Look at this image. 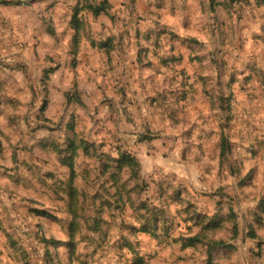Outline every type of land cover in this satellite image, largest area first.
Returning a JSON list of instances; mask_svg holds the SVG:
<instances>
[{"label":"rangeland","instance_id":"obj_1","mask_svg":"<svg viewBox=\"0 0 264 264\" xmlns=\"http://www.w3.org/2000/svg\"><path fill=\"white\" fill-rule=\"evenodd\" d=\"M0 264H264V0H0Z\"/></svg>","mask_w":264,"mask_h":264},{"label":"trees","instance_id":"obj_2","mask_svg":"<svg viewBox=\"0 0 264 264\" xmlns=\"http://www.w3.org/2000/svg\"><path fill=\"white\" fill-rule=\"evenodd\" d=\"M88 8L91 9L95 14H97L100 11L99 8L91 6V5H89Z\"/></svg>","mask_w":264,"mask_h":264},{"label":"water","instance_id":"obj_3","mask_svg":"<svg viewBox=\"0 0 264 264\" xmlns=\"http://www.w3.org/2000/svg\"><path fill=\"white\" fill-rule=\"evenodd\" d=\"M32 1H36V0H32ZM3 4H8L9 1H2Z\"/></svg>","mask_w":264,"mask_h":264}]
</instances>
